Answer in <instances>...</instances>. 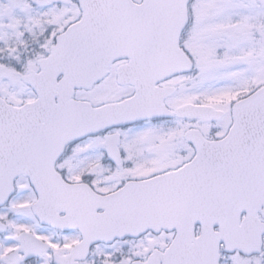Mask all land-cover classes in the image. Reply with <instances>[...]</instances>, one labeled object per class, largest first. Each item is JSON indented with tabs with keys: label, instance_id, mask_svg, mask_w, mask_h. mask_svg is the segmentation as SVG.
I'll return each mask as SVG.
<instances>
[{
	"label": "snow or ice",
	"instance_id": "1",
	"mask_svg": "<svg viewBox=\"0 0 264 264\" xmlns=\"http://www.w3.org/2000/svg\"><path fill=\"white\" fill-rule=\"evenodd\" d=\"M0 264H264V0H0Z\"/></svg>",
	"mask_w": 264,
	"mask_h": 264
}]
</instances>
